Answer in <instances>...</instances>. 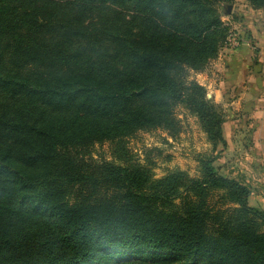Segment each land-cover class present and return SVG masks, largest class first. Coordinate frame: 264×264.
<instances>
[{"label": "trees", "instance_id": "obj_1", "mask_svg": "<svg viewBox=\"0 0 264 264\" xmlns=\"http://www.w3.org/2000/svg\"><path fill=\"white\" fill-rule=\"evenodd\" d=\"M234 1L0 0V264H264L245 185L211 157L157 178L127 148L177 134L178 105L225 146L188 74L217 58ZM104 143L114 161L91 158Z\"/></svg>", "mask_w": 264, "mask_h": 264}, {"label": "rangeland", "instance_id": "obj_2", "mask_svg": "<svg viewBox=\"0 0 264 264\" xmlns=\"http://www.w3.org/2000/svg\"><path fill=\"white\" fill-rule=\"evenodd\" d=\"M219 12L221 14V20L224 25L228 27L227 37L229 35H233L235 38L237 37L239 39V46L237 48H232L224 43L219 50L218 56L221 53L223 56L226 55V58L230 56L232 57L230 65H238L236 60L237 51L243 46H246L249 51L247 57L251 63H254L253 61L258 62L260 57H262L261 63L263 67L260 68V71H257L258 73L256 71L254 73L253 68H250V70L246 67H244V69L240 68L243 75L236 89L239 90L240 93H243L244 90L249 89L250 84L252 88L264 89V85H262L264 81L262 84L257 83L258 85H255L254 83H248L247 78L250 75L255 76L256 74H259L261 79L264 78V7L255 10L246 0H235L231 5H220ZM235 52L236 54L234 57L233 54ZM217 58L212 60L201 72L189 71L188 79L195 82H197V80L202 82L204 81L202 79L206 78L205 81L208 80L209 84L218 85L225 77L227 80L229 77L234 76H230V71L228 73L225 72L226 74L223 75L225 62L222 58V60L217 63ZM210 65L211 67H209ZM244 75L247 77L245 78ZM204 88L206 89L207 99H210L223 114L222 136L224 139L226 134L223 132V124L227 117V109L222 99H216L213 96L211 92V89H213L212 86ZM247 99L254 102L256 101L254 97H249ZM174 117L178 122V132L173 137L162 129H154L146 132L139 131L127 140L129 156L133 162L150 166L154 176L157 178L173 170H180L185 172L189 177L197 178L200 176L199 159L201 157H211L214 159L213 167L218 174L243 184L240 182V179L231 178V176L227 175L232 167H234L235 171H239V173L241 170L243 171V166L248 167V163L245 160L247 155L244 154L246 149L241 147V143L239 147L232 149L234 150L233 152L232 150H227V147H225L226 142L225 146L222 144L216 146L212 145L207 139L198 119L191 115L182 105L175 107ZM250 129L249 127L243 130L238 140H244V142H246ZM228 153L229 158H226ZM90 155L95 161H114V157L111 154V147L108 143L94 145ZM222 158L225 160H222ZM230 158L232 161H236L233 166L228 165L231 163L229 161ZM242 161L244 164L241 163ZM246 187L249 189L248 186ZM215 200L214 198L213 203H215ZM248 204L253 207L249 203V199Z\"/></svg>", "mask_w": 264, "mask_h": 264}, {"label": "crops", "instance_id": "obj_3", "mask_svg": "<svg viewBox=\"0 0 264 264\" xmlns=\"http://www.w3.org/2000/svg\"><path fill=\"white\" fill-rule=\"evenodd\" d=\"M221 54H219L217 58V63L223 58L225 62L223 75L226 74L225 72L228 73L230 71V76H234L229 77L227 80L225 77L218 85L209 84L208 80L205 81L206 78H203L202 80L204 81L202 82L199 80H197V82L206 88L212 86L213 89H211V92L213 96L216 99H222L225 104L227 117L223 124V132L226 134L224 139L227 150L239 147L240 143L241 147L246 149L244 154L247 155L245 160L248 163V167L243 166V171L241 170L240 173L239 171H235L234 167H232L227 175L231 176V178L240 179V182L248 186L250 191L249 203L253 207L264 211V89L252 88L251 84L249 89L244 90L243 93H240V91L236 89L243 75L240 68L244 69V67H246L249 70L253 68L254 73L255 71H260V68L263 67L261 63L262 57H260L258 62L253 61L254 63H251L247 57L249 51L246 46H243L237 51L236 60L238 65L231 66L230 60L232 57L229 56L226 58V55L223 56ZM235 54L236 52L233 54L234 57ZM209 67H211V65ZM246 77L247 76H245V78ZM247 78L248 83H254L255 85L262 84L264 81V78L261 79L259 74L255 76L250 75ZM249 97H254L256 101H250V99H247ZM249 127L251 129L248 132V140L246 142H244V140H238L243 130ZM233 151L234 150H232V152ZM226 158H229V153ZM223 159L224 158H222V160ZM229 161L231 162L228 164L229 166H233L236 163V161H232L231 158ZM241 163L244 164L243 161Z\"/></svg>", "mask_w": 264, "mask_h": 264}, {"label": "built area", "instance_id": "obj_4", "mask_svg": "<svg viewBox=\"0 0 264 264\" xmlns=\"http://www.w3.org/2000/svg\"><path fill=\"white\" fill-rule=\"evenodd\" d=\"M225 45H229L232 48H237L239 46V39L233 35H229L226 39Z\"/></svg>", "mask_w": 264, "mask_h": 264}]
</instances>
